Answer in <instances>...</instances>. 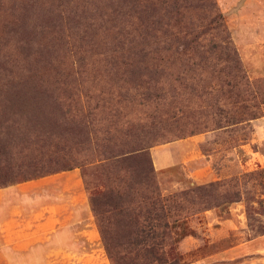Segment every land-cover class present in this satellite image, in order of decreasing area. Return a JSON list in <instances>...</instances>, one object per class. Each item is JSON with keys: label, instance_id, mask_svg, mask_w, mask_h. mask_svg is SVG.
Instances as JSON below:
<instances>
[{"label": "rangeland", "instance_id": "374dc122", "mask_svg": "<svg viewBox=\"0 0 264 264\" xmlns=\"http://www.w3.org/2000/svg\"><path fill=\"white\" fill-rule=\"evenodd\" d=\"M86 2L0 0V138H12L20 160L74 163L0 188V264H111L81 170L90 188L118 181L126 176L120 160L139 147L152 159L154 147L174 143L176 164L155 169L162 195L264 169V0H137L133 14L143 18L148 2L168 6L169 52L182 42L189 49L144 63L121 48L108 22L93 25ZM9 98L22 101H2ZM219 107L246 121L216 129ZM26 130L28 148L19 153ZM213 209L214 228L188 226ZM245 209L241 200L189 214L181 227L197 241L186 252L184 237L178 242L182 264H264V234L249 229ZM50 211L59 218L50 238L14 254L4 246L5 222L30 225ZM254 217L264 225V210Z\"/></svg>", "mask_w": 264, "mask_h": 264}, {"label": "trees", "instance_id": "16d2710c", "mask_svg": "<svg viewBox=\"0 0 264 264\" xmlns=\"http://www.w3.org/2000/svg\"><path fill=\"white\" fill-rule=\"evenodd\" d=\"M86 1V7L94 11L93 16L90 15L94 19L93 25L99 28L100 22L103 25L108 22L107 30L112 31L113 38L123 44L121 48L127 47L128 53L137 58L136 62L164 61L171 54L187 56L189 49L185 48L186 42L181 43L184 49L169 52L171 46L167 34L172 17L168 6L161 3L156 7L155 2H148L144 7L149 13L143 18L133 14L137 0ZM75 5L74 9L77 10L84 4ZM194 36L199 39L200 31L195 32ZM181 38L184 40L186 36ZM194 51L197 53L196 58H200V51L196 47ZM227 86L228 92L236 91L234 84L227 83ZM236 95L240 94L236 92ZM245 99L243 96L241 100ZM2 101L14 105L22 100L9 98ZM247 116V119H254L256 113L250 112ZM211 120L216 129L233 128L246 121L240 113H234L226 107H219L216 118L213 116ZM28 133V130L24 131L19 140L23 145L19 153L28 148ZM11 141L10 137L5 140L0 138V188L74 168V163L64 156L46 160L43 157L20 160L13 153L16 144ZM127 153L120 160L125 165L126 176L118 181L109 180L99 188H90L86 173L81 170L88 188L89 208L111 264H182L177 244L191 231L184 225L181 227V224L199 208L210 209L244 200L249 229L255 230L258 235L264 234V225H255L253 222L256 220L254 212L260 215L264 210L261 208L264 203V169L162 195L149 150L139 147ZM107 158L112 159L113 156ZM253 203L258 204L260 212L255 210Z\"/></svg>", "mask_w": 264, "mask_h": 264}, {"label": "crops", "instance_id": "0c3cea01", "mask_svg": "<svg viewBox=\"0 0 264 264\" xmlns=\"http://www.w3.org/2000/svg\"><path fill=\"white\" fill-rule=\"evenodd\" d=\"M174 143L164 145L161 147H154L152 150L153 165L156 170L163 169L176 164L177 157L174 151ZM166 150L164 153L163 150ZM2 190V189H0ZM4 193V189L0 191V200ZM41 213V212H40ZM37 222L28 225L14 224L11 221L5 222L4 246H10L11 252L17 253L19 251L28 250L31 246L42 243L51 237V234L56 230V225L59 218L56 217L51 211L49 214L41 213ZM215 210H207L200 213V221H195L193 218L188 220V226L196 229L200 226L199 230L205 229L204 227L212 226L214 228L215 222H219L215 218ZM197 224V225H196ZM10 226H13L10 227ZM195 241L192 236L184 237L181 242L183 252L190 250L194 247Z\"/></svg>", "mask_w": 264, "mask_h": 264}]
</instances>
